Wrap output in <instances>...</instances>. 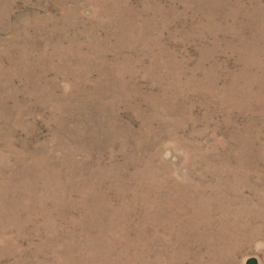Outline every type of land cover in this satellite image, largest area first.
<instances>
[{
	"label": "rangeland",
	"instance_id": "374dc122",
	"mask_svg": "<svg viewBox=\"0 0 264 264\" xmlns=\"http://www.w3.org/2000/svg\"><path fill=\"white\" fill-rule=\"evenodd\" d=\"M0 264H264V0H0Z\"/></svg>",
	"mask_w": 264,
	"mask_h": 264
}]
</instances>
